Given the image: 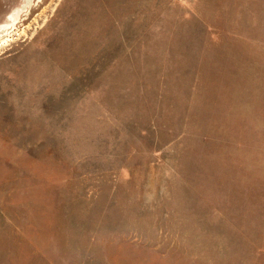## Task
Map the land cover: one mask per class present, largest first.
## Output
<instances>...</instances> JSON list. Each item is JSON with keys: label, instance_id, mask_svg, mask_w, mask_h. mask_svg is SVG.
<instances>
[{"label": "rangeland", "instance_id": "374dc122", "mask_svg": "<svg viewBox=\"0 0 264 264\" xmlns=\"http://www.w3.org/2000/svg\"><path fill=\"white\" fill-rule=\"evenodd\" d=\"M0 264H264V0H0Z\"/></svg>", "mask_w": 264, "mask_h": 264}]
</instances>
